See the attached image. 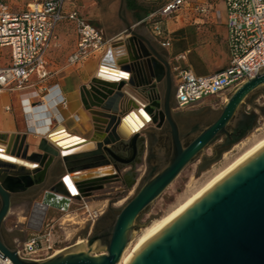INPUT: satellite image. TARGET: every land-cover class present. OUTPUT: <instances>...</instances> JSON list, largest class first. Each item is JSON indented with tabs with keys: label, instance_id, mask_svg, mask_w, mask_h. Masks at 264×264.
I'll use <instances>...</instances> for the list:
<instances>
[{
	"label": "water",
	"instance_id": "1",
	"mask_svg": "<svg viewBox=\"0 0 264 264\" xmlns=\"http://www.w3.org/2000/svg\"><path fill=\"white\" fill-rule=\"evenodd\" d=\"M125 0H120L119 18L125 30L139 40V53L131 61L132 69L123 63L122 76L118 80L104 78L93 81L82 94L92 101V107L100 110L106 119V137L74 148L76 151L64 156L43 140L38 152L28 155V146H13L6 150V160H0V256L13 264H118L128 246L139 216L162 194L180 172L205 148L224 136L222 146L214 149L213 160L218 153L242 141L254 125L256 115H246L242 108L256 92L264 94V67L253 78L238 85L227 95L221 111L206 109L202 115L214 119L210 124H201L195 131L180 136L178 123L172 107V67L157 52L154 45L132 29L123 18ZM146 50L149 52L147 54ZM127 78V79H126ZM163 86L160 87V85ZM161 91L162 96L159 98ZM144 109V111H142ZM210 111V112H207ZM264 108L260 109L263 112ZM140 113L149 114L155 128H147L138 134L126 137L123 124L129 117ZM166 122L169 129L161 134L158 129ZM241 129V133L234 135ZM140 136L170 137L171 150L167 158H158L151 163L139 183L134 196L119 208H107L99 230H94L87 240L71 248L60 250L50 258L32 261L18 256L15 247L5 241L3 224L12 202L28 190L41 186L46 181L54 159H61L58 166L66 172L107 167L108 156L113 149L126 141ZM143 138V139H144ZM156 154L158 150L155 147ZM160 154V153H159ZM148 172V173H147ZM112 173L110 176H112ZM48 177V176H47ZM84 183L75 186L81 197ZM39 198L34 205L46 212H68L74 200L65 188L62 177L53 186H42L32 197ZM95 223V225H96ZM128 264H264V149L227 176L196 203L183 211L145 246L133 255Z\"/></svg>",
	"mask_w": 264,
	"mask_h": 264
},
{
	"label": "crops",
	"instance_id": "2",
	"mask_svg": "<svg viewBox=\"0 0 264 264\" xmlns=\"http://www.w3.org/2000/svg\"><path fill=\"white\" fill-rule=\"evenodd\" d=\"M130 1H132V6L128 7L125 0L122 12L123 18L133 30L147 38L154 45L160 56L171 64L173 103L175 102V88L179 81L177 69H188L195 76H202L196 75L191 69L187 68L186 65L185 67H180L177 63L179 61L178 57L183 54H185L184 59L187 60L186 55L190 53V50L183 51V54L178 53L177 55H174L173 53V39L175 38L176 40H179L177 36L184 28L188 26L197 27L202 46L197 56L209 64L213 70H215L211 74L217 73L228 66V34L226 28V9L224 6V0H187L184 6L173 15L168 18L163 17L162 19L165 21L162 24L160 22V26H158L159 24L155 26L159 27L163 33V37L160 38L156 37V33H149L144 29L140 30L138 28L141 24L146 22V20L152 18L153 14H150V11L146 7L138 4L136 0ZM170 1L172 0H169L168 2ZM168 2H166L163 7ZM7 7L13 12L23 11L27 8L14 10L12 6ZM200 8H204L205 12H200ZM69 10L71 9H66V11ZM188 10H191L192 12L184 15V12H187ZM79 14L84 18L81 13ZM84 19L87 20L86 18ZM87 21L96 26L103 33V36L108 43L101 50L94 52L85 60L76 64H69L68 57L76 48L77 36L73 25L68 21H63L57 26L56 39L45 57L46 69L49 72V76L41 82L35 76H32L30 79V84H35L36 86H42L45 88V90L41 91L42 94L39 95V98L47 93L48 88L54 87L60 96L64 98V106L54 105V102H49L51 106H43L41 110L36 112L38 113L37 116L36 114L30 115V112L24 109L25 105L21 101L29 100L35 96V94H26L31 90H26L23 93L4 90L0 93V148L4 151L9 150L13 146H16L17 148L21 146H28V155L34 152L40 153L38 151V146H40L41 142L45 140L47 145L60 152L62 149H67H65L66 147L60 149L59 144L63 141L59 140V135L67 136V139L77 138L79 140L78 143H75V146L71 149L92 140L95 142L100 141L106 137L104 124L107 123V121L100 116V110L92 107V101L88 100V98L82 94V89L84 87L88 89L89 85L95 80H105L103 77L104 74L101 73V70L107 69L110 72L114 71L122 73L121 66L123 63L129 64L132 69L130 76L135 77L133 68L134 63L131 61L139 53L138 43L140 42L138 39L126 32L125 25L121 19L120 21L123 24L122 30L111 35L108 34L101 25L93 24L89 20ZM70 29L72 34L71 36H68L67 33ZM163 40H168L170 45L168 47L162 46ZM2 50L3 49H0V58H3L8 64V50L7 52H2ZM146 52L149 54L147 50ZM55 60H58V63H55ZM74 74L76 78L73 79V82L69 87L67 85V80ZM161 86H163V84H161L160 87ZM50 94L52 95V93ZM161 96L162 94L160 91L159 98ZM51 97L53 100L54 95ZM41 102L44 105L45 99L42 101L38 100V103ZM215 102H217V100L213 98L212 102L206 101L205 103L199 105L211 106L213 103L215 104ZM173 112L176 113L175 110H173ZM134 114L135 116L132 118L135 122L141 121L140 118L143 121L147 120L145 123L141 122L143 126L142 130L144 128H155L152 121L145 127V124L150 120L149 114H146L148 119L144 118V116L140 113ZM131 120L132 119H129L128 121L125 120V122L127 121L134 126ZM124 125L125 128H127L126 124ZM139 138H144V136H140ZM60 161L61 159H54L53 165L50 167L49 173L47 174L48 177L46 176V181L41 186H53L60 181L61 177L65 175H70L69 177L70 179L73 178L71 181L73 180V185H75L76 182L80 184L84 182L90 183L106 177H111L110 175L114 173L113 166L108 165L107 167L87 169L79 171L75 174H70L58 166L57 163ZM106 171L109 173L106 174ZM40 188L41 187H39V189ZM39 189H37V187L31 189L30 196H35ZM76 196L81 197L79 192ZM78 204L79 199L74 200L70 208H74Z\"/></svg>",
	"mask_w": 264,
	"mask_h": 264
},
{
	"label": "built area",
	"instance_id": "3",
	"mask_svg": "<svg viewBox=\"0 0 264 264\" xmlns=\"http://www.w3.org/2000/svg\"><path fill=\"white\" fill-rule=\"evenodd\" d=\"M187 0H172L161 10V16L168 18L184 6ZM66 0H43L28 5L23 11L13 12L0 3V49H8L9 63L0 67V93L4 90L35 94L29 100H22L33 108H43L44 100L52 93L55 105H65V100L54 87L39 98L42 86L30 84L32 76L41 82L49 76L46 69V55L56 39L57 26L70 22L77 36L74 52L68 57L69 64L79 63L94 52L101 50L108 41L103 33L85 20L77 10L66 11ZM226 9L227 47L229 64L223 70L207 76H195L188 69H177L178 84L174 100L177 109L192 108L215 98L217 103H225L227 95L238 85L253 78L264 67V0H224ZM200 12H205L200 8ZM156 37H163L159 27H155ZM168 40L162 46L168 47ZM185 54L178 57L184 60ZM24 95V94H21ZM25 109V107H24ZM58 119V118H57ZM73 203V202H72ZM107 205L92 207L85 197H80L75 215L84 225L94 226L106 212ZM31 225L38 229L21 246L15 247L20 258L39 261L55 255V246L61 242L57 234L64 231L63 222L54 221ZM57 235V236H56ZM60 251V250H59ZM13 264L0 256V264Z\"/></svg>",
	"mask_w": 264,
	"mask_h": 264
},
{
	"label": "rangeland",
	"instance_id": "4",
	"mask_svg": "<svg viewBox=\"0 0 264 264\" xmlns=\"http://www.w3.org/2000/svg\"><path fill=\"white\" fill-rule=\"evenodd\" d=\"M41 1L43 0H0V3L6 6H12L14 10H20L25 9L28 4L39 3ZM66 1L67 5L65 6V9L77 10L84 16V18L91 21L93 24H99L104 27L106 32L110 35L121 31L123 28V24L118 18L120 0ZM168 1L169 0H136L138 4L146 7L150 11V14H153L152 18L146 20V22L141 24L138 28L140 30L144 29L149 33H156L155 26L158 24V26H160V22L162 24L165 21L162 19L161 10L163 5ZM191 12V10H188L187 12H184V15ZM67 34L68 36H71V29L68 30ZM177 37L179 40H176L175 38L173 39L172 49L174 55H177L178 53L183 54V51L190 50V53L186 55L187 60L184 59L177 62L180 67H185L186 65V67L191 69L196 75L202 76L211 74L215 71L209 64L197 56L202 46L196 26H188L184 28ZM7 50L8 49L5 48L2 52H7ZM55 63H58V60H55ZM5 65H7V62L3 58H0V67ZM75 78L76 76L74 74L67 80V85L69 87ZM206 101L212 102L213 98H206ZM223 105L224 103L221 104L215 102V104L213 103L211 106L196 105L192 108L177 109L175 112L180 117L191 116L192 111H200L203 113L208 108L212 111H221ZM262 108H264V94L262 92H256L248 98L242 108L243 113L249 115L253 113L257 116L255 120L256 123H254L251 129L246 133L244 139L218 153V160H213L214 149L222 146L226 140L224 136L218 138L201 151V153L180 172L174 181L147 208V210L139 216L136 225L143 226L134 229L133 232L135 233L132 238H134L135 235L137 237L141 233V230L153 221L160 219L177 207L184 199L198 189L204 182L214 176V174L222 169L227 163L235 159L260 139L264 135V111L260 112V109ZM135 168L136 171L133 176L127 175V173L121 171V178L119 181H112L111 176L107 178L108 182L106 183H100L102 179L85 183L81 187L83 195H85L84 197L90 202L92 207L105 204L107 205V208L108 206L112 208L122 207L127 200L134 196L139 183L147 171V165L145 164L144 159H142ZM128 169L129 167L126 168V172H129ZM38 201L39 198L30 200L23 198L12 202L10 212L3 224L4 236L12 247L21 246L31 234L38 231L37 228L31 225L35 213L34 205ZM75 208L76 207H72L65 213L49 209L44 215V223L54 221V224L57 226L58 222H63L64 231L59 233L58 230L57 232L61 242L55 246V251L71 248L77 243V241H82L86 247L87 240L94 230L95 225L89 226L81 223L80 217L75 215Z\"/></svg>",
	"mask_w": 264,
	"mask_h": 264
},
{
	"label": "bare ground",
	"instance_id": "5",
	"mask_svg": "<svg viewBox=\"0 0 264 264\" xmlns=\"http://www.w3.org/2000/svg\"><path fill=\"white\" fill-rule=\"evenodd\" d=\"M101 73L104 74L103 77L109 80H118L122 76H119L117 72L114 71H109V70H101ZM127 79V78H126ZM53 95V94H52ZM51 94L45 98V104L44 107L47 105L51 106L49 102H54L52 100ZM49 100V101H48ZM227 101V100H226ZM25 105V110L30 112V115L37 114L36 113L38 110H41L40 108H33L30 104H27L26 102L24 103ZM144 111V109H142ZM136 113V112H134ZM138 114V113H136ZM137 116V115H136ZM140 116V115H139ZM59 119V118H58ZM129 119H132L131 121L133 122L134 126H132L130 123L127 121L124 123L126 124L127 128H125V125L123 124V133L126 137H130L133 134H138L142 130V123L141 122H146L147 120H142L141 121H134L132 117H129ZM139 119V117H138ZM151 120L148 121V123ZM145 124V127L147 124ZM144 125V124H143ZM127 129V130H126ZM145 129V128H144ZM143 129V130H144ZM142 130V131H143ZM60 139L63 142L59 144L60 149L63 147H66L65 149L67 150H60V152H65L63 155H68L75 153L76 151L71 149L72 147L75 146V143H78V139H67V136L59 135ZM65 140V141H64ZM2 146V145H1ZM70 147V148H69ZM76 148V147H75ZM2 149V148H0ZM70 149V150H69ZM264 149V135L258 139L255 143H253L249 148H247L245 151H243L239 156H237L235 159L227 163L222 169H220L214 176H212L209 180L204 182L198 189H196L193 193H191L186 199H184L177 207H175L173 210H171L169 213H167L165 216L161 217L160 219H157L153 221L151 224H149L147 227L141 230V233L134 238H131V241L129 242L128 246L126 247L122 258L118 264H128L131 258L135 253H137L145 244L153 238L159 231H161L166 225H168L172 220H174L178 215H180L183 211L188 209L190 206H192L194 203H196L202 196H204L207 192H209L212 188H214L218 183H220L222 180H224L227 176H229L231 173H233L235 170H237L240 166L245 164L248 160H250L253 156H255L258 152ZM3 150V149H2ZM3 150L0 152V160H6L4 157L9 155L6 154V152ZM70 176V175H69ZM65 175L62 177V182L69 191V193L72 196H75L77 194V189L76 186L73 185L74 181L72 182L70 177ZM45 215V211L37 207L35 209V213L33 215L32 220L36 223H41ZM82 241H77V243L74 245L80 244ZM84 244V243H82ZM86 248V247H85ZM60 251H55V254H57ZM8 259V258H6ZM9 260V259H8ZM1 264H3L1 262Z\"/></svg>",
	"mask_w": 264,
	"mask_h": 264
},
{
	"label": "flooded vegetation",
	"instance_id": "6",
	"mask_svg": "<svg viewBox=\"0 0 264 264\" xmlns=\"http://www.w3.org/2000/svg\"><path fill=\"white\" fill-rule=\"evenodd\" d=\"M172 107L173 110H177L176 106L174 105L172 101ZM195 111V110H194ZM210 112V111H207ZM175 114L176 121L178 123L180 136H184L185 134L192 133L197 129L201 124L208 125L213 120L209 118H205L204 115L200 111H196L191 113V116H178L177 113ZM246 115H249L246 113ZM151 122V121H150ZM149 122V123H150ZM148 123V124H149ZM169 129V126L166 122H164L158 131L161 134H164ZM230 131L234 135H238L241 133V129L237 130V132H234L232 129ZM157 148L158 154H156V151L154 148ZM171 150V142L170 137H145L143 138H137L134 143L129 140L126 141L123 144L117 145L113 149V155L108 156L109 164L113 166L114 174L112 175V181H119L120 180V172L123 171L124 173H127V175L133 176V174L136 171L135 166L144 159L145 164L148 166V169L150 171L151 169V163L155 161L158 158H167L170 154ZM160 153V154H159ZM129 167V172H126V168ZM109 173L106 171V174ZM148 173V172H147ZM105 174V173H104ZM107 178H103L100 183H106ZM92 185V184H90ZM37 189L42 186H36ZM35 188V187H34ZM33 189V188H32ZM31 189L28 190L26 193L20 195L24 197L26 200L32 199V197L29 195L31 194ZM27 195V196H26ZM37 208V207H36ZM35 208V209H36ZM35 212V211H34ZM104 218L99 220L95 225V230H99L101 225L103 224ZM40 223V222H39ZM38 223V224H39ZM5 241L10 245L9 241L5 237Z\"/></svg>",
	"mask_w": 264,
	"mask_h": 264
},
{
	"label": "trees",
	"instance_id": "7",
	"mask_svg": "<svg viewBox=\"0 0 264 264\" xmlns=\"http://www.w3.org/2000/svg\"><path fill=\"white\" fill-rule=\"evenodd\" d=\"M126 5H127L128 7H131V6H132V1H130V0H126Z\"/></svg>",
	"mask_w": 264,
	"mask_h": 264
},
{
	"label": "snow or ice",
	"instance_id": "8",
	"mask_svg": "<svg viewBox=\"0 0 264 264\" xmlns=\"http://www.w3.org/2000/svg\"><path fill=\"white\" fill-rule=\"evenodd\" d=\"M3 150L2 149H0V152H2Z\"/></svg>",
	"mask_w": 264,
	"mask_h": 264
}]
</instances>
